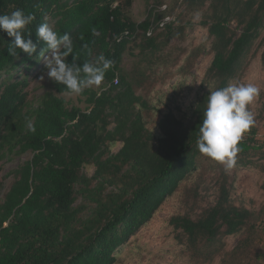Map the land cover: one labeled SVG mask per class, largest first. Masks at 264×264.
I'll use <instances>...</instances> for the list:
<instances>
[{"label": "trees", "instance_id": "trees-1", "mask_svg": "<svg viewBox=\"0 0 264 264\" xmlns=\"http://www.w3.org/2000/svg\"><path fill=\"white\" fill-rule=\"evenodd\" d=\"M207 1L183 0L181 13L203 10ZM209 1L201 24L213 38L214 56L205 77L210 87L186 118L172 109L161 112L154 119L157 131L149 126L147 98L137 93L138 87L153 83L144 60L134 61L130 69L123 61L131 43L155 54L175 31H183L185 26L172 22L147 35L151 23L176 14L174 8L167 5L158 12L150 7L138 22L128 9L133 0H0V15L16 9L34 14L24 34L31 33L38 43L32 56L20 49L12 56V38L0 30V162L8 153H32L15 170L8 190L0 182V264H115L120 246L207 161L222 170L219 195L196 219L172 218L180 240L211 261L221 251L216 246L222 244L221 235L246 229L253 212L232 203L233 183L224 165L200 153L197 138L211 89L225 88L244 73V57L264 24V0ZM44 22L71 36L69 63L77 56L75 62L82 65L101 54L113 62L100 91L91 87L81 93L87 95L86 109L69 105L59 95L69 92L66 86L54 80V90L45 92L37 105L30 103L29 69L41 61L40 50L46 47L36 36ZM158 33L166 38L159 40ZM116 76L118 84L113 83ZM119 142L122 146L114 152ZM262 146L254 138H242L235 165H258L249 155ZM88 166L95 167L92 176L84 172ZM250 239H241L221 264L244 254Z\"/></svg>", "mask_w": 264, "mask_h": 264}, {"label": "rangeland", "instance_id": "rangeland-1", "mask_svg": "<svg viewBox=\"0 0 264 264\" xmlns=\"http://www.w3.org/2000/svg\"><path fill=\"white\" fill-rule=\"evenodd\" d=\"M182 2L183 0H133L128 8L132 18L140 22L148 16L150 7L163 12V5L166 4L176 11L174 26H185L183 33L175 31L164 48L155 54L150 50L141 52V48L135 43H131L125 53L123 61L125 68L130 69L134 61L144 60L143 67L151 76L150 80L153 83L138 87L137 93L147 98L151 106L149 126L157 131L159 130L154 119L158 120L161 112L172 109L186 118L191 113L193 104L210 87V84L205 82V77L214 56L210 50L213 38L209 35L208 28L201 24L210 1L206 2L203 10L194 14L189 12L182 14L185 4ZM231 25L237 33H241L242 28H239L235 21ZM160 31L163 30H157ZM158 38L164 40L166 36L160 34ZM50 54L49 51L45 56ZM244 65L246 68L242 76L231 83L251 82L256 84L261 92L255 102L249 105L255 123L243 138H254L256 144L263 146L254 152L252 150L249 155L258 165H234L227 171V175L229 183H233L230 194L232 203L253 212L246 229L231 235H221L222 244L216 243V246H222L221 251L218 255L216 253V257L211 261L205 260L202 255H195L188 249L187 244L180 240L181 230L174 227L172 218L188 215L196 219L215 204L219 195L222 170L213 169L207 161L202 169L193 172L182 183L175 194L167 198L150 221L120 246L115 264H221L222 257L228 256L243 238H253L249 240L251 246L244 254L239 253L234 260L232 258L229 264H264V24L247 50ZM29 70L30 103L37 105L45 92L54 90L53 80L47 77L43 57ZM3 76H6V73ZM102 85L103 83L92 88L100 91ZM59 95L64 97L69 105L87 108V95L70 92ZM121 146L122 143H117L113 151H118ZM31 157V152L8 153L1 160L0 182H3L5 191L15 179V170ZM94 171V166L84 169L90 176ZM250 224L254 226L247 229Z\"/></svg>", "mask_w": 264, "mask_h": 264}, {"label": "clouds", "instance_id": "clouds-1", "mask_svg": "<svg viewBox=\"0 0 264 264\" xmlns=\"http://www.w3.org/2000/svg\"><path fill=\"white\" fill-rule=\"evenodd\" d=\"M35 19L34 14L16 9L11 14L0 15V30L12 38L9 54L17 56V49L32 56L37 52L38 43L30 36L25 37L26 27ZM47 21V17H44ZM95 33V29L93 30ZM38 41H43L45 48L40 50L38 57H43L47 69V77L65 85L72 94H81L85 89L100 86L106 72L112 66V60L103 54L94 60L85 61L82 65L75 61L69 63L67 58L74 53L71 36L53 30L47 22L41 23L36 29ZM86 47V45H85ZM50 51V55L45 53ZM44 76H41L43 79ZM114 82V81H113ZM261 89L254 83L235 82L225 88L212 90L207 97V106L203 112V122L199 126L197 146L203 155L221 163L225 171L235 165L238 144L243 135L254 125V114L249 110L259 97Z\"/></svg>", "mask_w": 264, "mask_h": 264}, {"label": "built area", "instance_id": "built-area-1", "mask_svg": "<svg viewBox=\"0 0 264 264\" xmlns=\"http://www.w3.org/2000/svg\"><path fill=\"white\" fill-rule=\"evenodd\" d=\"M166 8H167V5L166 4L163 5V9H166ZM174 21H176V15L175 14H168V15H166L165 17H163L160 20L153 21L151 23V26L147 30V35L148 36L154 35L157 30H163V29H165V27H166L167 24L172 23ZM125 33L126 34H129L130 32L129 31H126ZM118 40H120V37H119ZM118 80H119V77L116 76L113 83L114 84H118Z\"/></svg>", "mask_w": 264, "mask_h": 264}]
</instances>
